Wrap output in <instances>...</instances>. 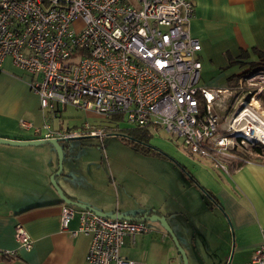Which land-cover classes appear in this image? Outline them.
<instances>
[{
  "label": "built area",
  "instance_id": "built-area-1",
  "mask_svg": "<svg viewBox=\"0 0 264 264\" xmlns=\"http://www.w3.org/2000/svg\"><path fill=\"white\" fill-rule=\"evenodd\" d=\"M194 15V0H0V67L10 58L27 72L43 110L57 113L72 106L110 122L86 119L78 129L64 131L21 119L20 128L40 135L34 139L103 140L108 132L160 126L190 152L228 171L233 150L260 143L237 129L241 117H250L244 126L264 130L252 105L254 99L264 104V68L244 74L229 88L200 84L201 43L189 30ZM76 214L80 225L72 234L90 238L89 264H143L122 248L150 230L148 220L63 204V230ZM14 235L32 248L21 223ZM246 264H264V243Z\"/></svg>",
  "mask_w": 264,
  "mask_h": 264
},
{
  "label": "crops",
  "instance_id": "crops-1",
  "mask_svg": "<svg viewBox=\"0 0 264 264\" xmlns=\"http://www.w3.org/2000/svg\"><path fill=\"white\" fill-rule=\"evenodd\" d=\"M194 2L195 15L189 30L201 43L200 84L229 88L230 78L251 72L252 64L264 58V0ZM30 79L10 58L0 67V137L40 136L22 130L21 119L36 126L48 122L53 129L71 131L93 116L85 112L83 121L69 124L64 115L67 107L57 113L43 110ZM256 115L264 121V114L257 111ZM88 137L93 136L72 139ZM65 140L69 139L61 141L64 151L68 148L63 144ZM27 147L0 143V252H15L11 261L0 264H89L86 256L90 238L72 234L79 228V214L72 219L69 230L61 228L64 203L49 180L59 168L55 147L47 148V158L29 155ZM132 148L147 157L163 158ZM192 154L191 167L180 162L179 167L164 157L173 164L168 166L170 175L164 179L165 171H158L149 190L142 191L141 186L135 190L133 181L112 167L99 168L95 163L79 166L67 159L56 181L68 197L107 213L132 216L158 212L166 217L191 264H246L264 243V161H247L230 172L202 155ZM99 172V177L92 175ZM32 186L47 193L30 198L28 190ZM18 223L33 240L29 250L15 238ZM148 225L150 230L138 236L135 243L126 240L122 253L143 264H182L179 248L162 224L151 220Z\"/></svg>",
  "mask_w": 264,
  "mask_h": 264
},
{
  "label": "rangeland",
  "instance_id": "rangeland-1",
  "mask_svg": "<svg viewBox=\"0 0 264 264\" xmlns=\"http://www.w3.org/2000/svg\"><path fill=\"white\" fill-rule=\"evenodd\" d=\"M235 96L236 93L234 92L233 96L230 99L231 102H234ZM255 111L257 113V110ZM64 115L65 118L67 119L66 122H68L69 124L74 122L78 123L80 122V120L83 121L84 118L87 117L85 111L76 110L72 106H67V110L64 112ZM89 117L91 118L89 120L94 123L104 124L109 122V120L103 119L94 114L93 116H89ZM246 118L250 119V117H243L241 122L242 123L245 122ZM141 129L144 128H129L128 130L132 132L133 130L141 131ZM145 129H146L145 134L149 138V144L152 147L158 149V153H157L158 156L171 159L172 162L179 167H180L179 165L180 163L181 164L186 163L191 167L190 163H192L193 161L194 154L190 152V150L187 148V146L184 144L181 138L174 137L172 134L167 132L165 128H162L160 126L155 128L148 127ZM116 133H122V132H116ZM253 142L257 143L256 141ZM63 144H66L68 146L66 151H64L63 168L66 159L69 162H76L77 165L79 166L85 165L87 163L89 164L95 163V165L99 168H101V166H103V168L112 167L114 170L120 172L123 177L133 181V184L135 185L134 187L135 190H137V188L140 186L142 187V191L149 190L150 187H153V185H149V184L151 182L156 181L155 174L158 171H165L164 179H166V177L170 175L168 166L173 165L169 161H166L163 158L160 159L155 156L147 157L135 151L130 145L125 143L123 140H121L119 136L111 135L110 132L107 133V136L103 140L99 139L98 137H88V138L65 140ZM260 144L263 145V143L261 142ZM252 145L253 144H251L249 147L236 148V149L239 151L249 152ZM51 146H52L51 144L38 145L35 147L28 146L27 150L29 151H27V153L29 155L39 156L40 158H45V157L47 158L49 153L47 148H52ZM37 147L38 149H36ZM43 148H46L45 151L42 150ZM66 153L67 155H65ZM66 156H68L69 158H67ZM239 162L240 160L237 159V155L235 154V157L231 159V162L229 163V167L232 166L234 167ZM58 163L59 161L57 160V164ZM92 175L95 177H99L100 172L98 174H92ZM49 180L51 181V176ZM52 187L55 188L53 185ZM28 191L30 198L35 195L41 196L47 193L46 190L40 191L37 190L34 186H32ZM148 222H151V220H148ZM188 263L191 264L189 258H188ZM182 264H184L183 257H182Z\"/></svg>",
  "mask_w": 264,
  "mask_h": 264
},
{
  "label": "water",
  "instance_id": "water-1",
  "mask_svg": "<svg viewBox=\"0 0 264 264\" xmlns=\"http://www.w3.org/2000/svg\"><path fill=\"white\" fill-rule=\"evenodd\" d=\"M111 135H115V136H125L123 133H111ZM63 138H50V139H15V138H7V137H0V143H4V144H10V145H15V146H32V145H40V144H51L55 147L57 153H58V159H59V168L58 170L51 175V184L55 187V189L57 190L58 194L61 197V200L64 204H70L73 206H76L78 208H82V209H88L91 210L95 213H99L101 215L107 216V217H112V218H125V219H144V220H157L158 222H160L162 224V226L166 229V231L172 236L174 242L176 243V245L179 248V251L183 257V262L184 264H189L188 263V257L186 254V251L184 250V248L180 245L173 229L171 228V226L169 225L166 217L160 215L158 212L154 211L153 214H149V212H147L144 216L142 217H138V218H134L132 216L123 214L121 212H114V213H107L104 212L102 210H99L89 204L86 203H82L79 202L77 200H74L70 197H68L63 190L60 188V186L58 185L57 181H56V177L62 173L63 171V157H64V147L61 144V141H63ZM144 143V142H143ZM148 146H151L150 144Z\"/></svg>",
  "mask_w": 264,
  "mask_h": 264
},
{
  "label": "trees",
  "instance_id": "trees-1",
  "mask_svg": "<svg viewBox=\"0 0 264 264\" xmlns=\"http://www.w3.org/2000/svg\"><path fill=\"white\" fill-rule=\"evenodd\" d=\"M257 51V50H256ZM262 57H264V55H262ZM253 69H259V68H264V58L260 59L258 62H255L252 64ZM237 81V78H230V87H232L234 85V82ZM146 129H141V133L140 135H138L136 133V131L138 130H133L132 132H130L128 129L122 130V133L125 136H120L121 140H123L124 142L128 143L129 145H131L132 147L139 149L145 153H150V154H156L158 153V149L152 146H148L149 145V138L146 136ZM133 139V140H131ZM70 140V139H69ZM144 142V143H143ZM233 152L237 155V159L240 160L239 163H237L234 167H229V171L231 172L232 170H235L239 167H241L244 163H246L247 161H264V145L260 144V143H255L253 146H251L250 148V152L248 151H239L237 149L233 150ZM182 168H184V170L186 172L187 169L184 165H181ZM193 182H195L196 184H199L197 182V180L191 175ZM200 185V184H199ZM214 197V196H213ZM146 214L145 213H140L137 215H132V217L134 218H138V217H142ZM149 214H151V212H149ZM13 257H11V255L4 253V252H0V261H6L9 262L12 260Z\"/></svg>",
  "mask_w": 264,
  "mask_h": 264
},
{
  "label": "bare ground",
  "instance_id": "bare-ground-1",
  "mask_svg": "<svg viewBox=\"0 0 264 264\" xmlns=\"http://www.w3.org/2000/svg\"><path fill=\"white\" fill-rule=\"evenodd\" d=\"M252 105L257 109V111L259 113L264 114V109H262V107H261V105H260L258 100L254 99L252 101ZM242 119H243V117L240 118V120H242ZM244 124H246V122L241 123L240 124L241 127H239L237 130H243L245 135L248 136L249 138L257 139L260 142L264 143V131L263 130L258 129V128H256V130H255L254 127H251L252 129L250 130L248 125L244 126ZM238 126L239 125L237 123L236 127H238Z\"/></svg>",
  "mask_w": 264,
  "mask_h": 264
},
{
  "label": "flooded vegetation",
  "instance_id": "flooded-vegetation-1",
  "mask_svg": "<svg viewBox=\"0 0 264 264\" xmlns=\"http://www.w3.org/2000/svg\"><path fill=\"white\" fill-rule=\"evenodd\" d=\"M136 133H137L138 135L142 134L140 131H136ZM132 140H133V139H132Z\"/></svg>",
  "mask_w": 264,
  "mask_h": 264
}]
</instances>
